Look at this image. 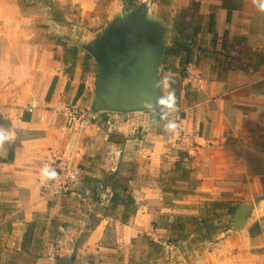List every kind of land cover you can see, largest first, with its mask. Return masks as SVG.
I'll return each mask as SVG.
<instances>
[{"label":"crops","instance_id":"0c3cea01","mask_svg":"<svg viewBox=\"0 0 264 264\" xmlns=\"http://www.w3.org/2000/svg\"><path fill=\"white\" fill-rule=\"evenodd\" d=\"M124 1L0 0V264L122 258L142 237L179 243L166 264H264L262 0H148L139 12ZM114 42L129 50L109 85ZM165 77L170 89L163 79L157 89ZM86 89L101 97L99 120L72 147L60 110ZM148 104L150 133L126 134L115 116ZM53 156L99 181L101 204L84 180L43 199ZM114 193L136 201L126 223ZM212 201L229 206L204 230L197 218Z\"/></svg>","mask_w":264,"mask_h":264},{"label":"built area","instance_id":"2783aa9c","mask_svg":"<svg viewBox=\"0 0 264 264\" xmlns=\"http://www.w3.org/2000/svg\"><path fill=\"white\" fill-rule=\"evenodd\" d=\"M83 100L64 104L60 110L64 120L66 134L72 136V147L81 139L84 132L93 127L99 120L96 102L101 97L96 90L86 89L82 95ZM126 134L132 132H147L155 124V115L150 109H139L123 113ZM113 126V123L110 125ZM184 138V137H183ZM46 167L55 173L52 178L40 188V195L45 200H51L57 195L68 193L84 180V171L73 168L70 162H64L58 156L49 157ZM89 194V193H88Z\"/></svg>","mask_w":264,"mask_h":264},{"label":"rangeland","instance_id":"374dc122","mask_svg":"<svg viewBox=\"0 0 264 264\" xmlns=\"http://www.w3.org/2000/svg\"><path fill=\"white\" fill-rule=\"evenodd\" d=\"M124 2H126L128 6L136 5V7H138L139 10H134L135 12H139L140 7L150 8L149 7L150 3L148 0H131L130 3L128 1H124ZM128 50L129 49H126V46L124 44L119 43L117 45V42H114L113 45L108 50V52L105 54V64H106V68H108L107 69L108 71L107 79H109V85L112 83L113 78L117 74L120 63L122 64V61L124 60L122 56L125 55ZM101 106H103V102L101 103ZM153 126L154 124L152 125V127ZM152 127H150V129L145 133L135 131V132L130 133L129 135L137 134V135L143 136L146 133L147 134L150 133ZM96 213L99 215H103L104 217L111 216V215H115L116 217V213L118 212L116 213L108 212L105 209V207H100V208H97ZM162 218L164 217L161 216L160 218H158V220H156L157 223L155 225L162 226V220H164ZM211 218H212V214L210 211V214L205 219H201L200 223L202 225L200 226L204 228V230L206 229L209 230L207 226L211 225L212 223ZM110 229H113V231L111 230L108 231V235L110 236L120 233V231L116 230L114 225ZM161 233L162 235L166 236L164 231H161ZM167 235L169 236V234ZM160 237H162L161 234H160ZM161 240L162 239H152V242L157 245L156 247V246H150L149 243L145 241V238L142 237L140 238V240H138V243L134 247H132V249L131 247H127L123 249L122 258H119L118 256H111V259H104L106 256H102V255L98 258L97 257L98 253H97L95 254L96 255L95 260H87L85 264H166V256L167 258L172 259V255H174V258L177 259L176 257L180 256L179 254L180 252H178L179 243L175 239L174 241L164 240V242ZM104 245H105L104 248L106 249L105 252L117 250L116 241L109 240V242L104 243ZM100 247L103 248V245H100ZM166 249L167 251H165ZM190 250H192V248ZM168 251L173 252V253L171 254ZM110 253H113V255H117L115 252H110ZM73 259L77 260L76 257H74ZM170 259H169V264H170Z\"/></svg>","mask_w":264,"mask_h":264},{"label":"trees","instance_id":"16d2710c","mask_svg":"<svg viewBox=\"0 0 264 264\" xmlns=\"http://www.w3.org/2000/svg\"><path fill=\"white\" fill-rule=\"evenodd\" d=\"M74 51H76V49H73ZM186 72V71H185ZM116 120L119 121H124L125 117L123 115H117L115 116ZM155 120L157 121V118L155 117ZM86 185L89 186V189H91V195L92 198L94 200V202H97L98 205L101 204V198H100V193L99 191L96 190V187H100V182L96 181L95 179L92 178H86L83 181ZM117 186L122 188L124 192H126V188L123 187V185H120L119 183H117ZM80 191V190H79ZM97 205V206H98ZM117 206L119 207H124L125 211L122 215V222L126 223L128 222L132 216H134L136 214V201L132 196H123L120 193H114L113 199H112V208H117ZM229 204L224 203V201H212V202H206L205 206L202 208V211L200 213V216L197 219H205L209 214L210 211L215 210V209H223V207H228ZM99 208V207H97ZM236 212L235 208H230V213L234 214ZM256 228L258 227V225H255ZM209 229H213L214 226H207ZM172 243V242H171ZM150 246H156L157 245L155 243L152 242V240L149 242Z\"/></svg>","mask_w":264,"mask_h":264},{"label":"clouds","instance_id":"9594fccd","mask_svg":"<svg viewBox=\"0 0 264 264\" xmlns=\"http://www.w3.org/2000/svg\"><path fill=\"white\" fill-rule=\"evenodd\" d=\"M261 8H262V10H264V0H262ZM162 79H163L164 82H165V86H166L168 89H170V82H169V79H168L167 77L158 79L157 82H156L155 87H156L157 89L160 88V82H161ZM165 103L167 104V106H168L169 108L173 109L174 111L177 110V109H176V98H175L174 91L169 90V93H168V100L165 101ZM145 107H147V108H151L152 105L148 104V105H145ZM177 127H178V125L175 123L174 120H172V121H170V122L166 125V130H167L168 132H175L176 129H177ZM4 139H5V137L3 136L2 133H0V141H3ZM42 175L45 176L46 178H49V179H50V178H52V177L55 175V173L52 172V171H50L47 167H45V168L42 170Z\"/></svg>","mask_w":264,"mask_h":264},{"label":"water","instance_id":"95a60500","mask_svg":"<svg viewBox=\"0 0 264 264\" xmlns=\"http://www.w3.org/2000/svg\"><path fill=\"white\" fill-rule=\"evenodd\" d=\"M148 109V108H147Z\"/></svg>","mask_w":264,"mask_h":264}]
</instances>
